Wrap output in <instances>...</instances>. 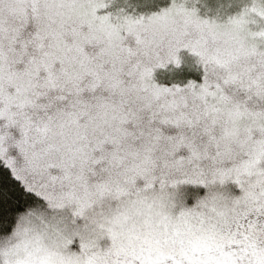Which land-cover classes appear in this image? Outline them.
Wrapping results in <instances>:
<instances>
[{
  "label": "snow or ice",
  "instance_id": "1",
  "mask_svg": "<svg viewBox=\"0 0 264 264\" xmlns=\"http://www.w3.org/2000/svg\"><path fill=\"white\" fill-rule=\"evenodd\" d=\"M0 264H264V0H0Z\"/></svg>",
  "mask_w": 264,
  "mask_h": 264
}]
</instances>
